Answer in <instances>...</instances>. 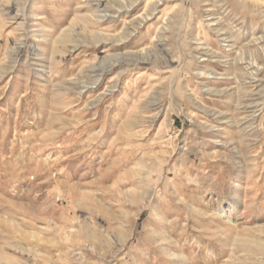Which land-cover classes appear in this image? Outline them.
<instances>
[{"label":"rangeland","instance_id":"obj_1","mask_svg":"<svg viewBox=\"0 0 264 264\" xmlns=\"http://www.w3.org/2000/svg\"><path fill=\"white\" fill-rule=\"evenodd\" d=\"M0 264H264V0H0Z\"/></svg>","mask_w":264,"mask_h":264}]
</instances>
